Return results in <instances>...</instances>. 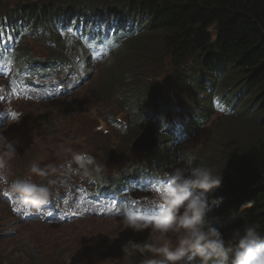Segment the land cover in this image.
I'll list each match as a JSON object with an SVG mask.
<instances>
[{"label":"rangeland","instance_id":"374dc122","mask_svg":"<svg viewBox=\"0 0 264 264\" xmlns=\"http://www.w3.org/2000/svg\"><path fill=\"white\" fill-rule=\"evenodd\" d=\"M29 1L36 0H25V3ZM90 3L91 13H98L99 0H90ZM80 19L81 26L92 23V20L87 19L84 14H80ZM96 20V18L93 19L94 24ZM105 23L106 18L103 17L99 26L102 27ZM14 24L16 27L22 26L20 33L23 35L19 33V38L28 34L27 22L17 18ZM134 26L137 27L136 24ZM104 30L105 28L101 29L102 32H105ZM118 32L124 37L121 40L115 39L107 30L101 43L92 41L87 44L88 48L93 47V50L101 57L91 62L88 82L75 95L55 98L56 103L39 105L38 102H26L28 108L24 110L25 117L15 121L12 127L5 130L4 135L9 140L18 141L22 147V153L32 141L34 130L44 127L46 137L54 138L55 145L60 146L65 152L67 181L69 180L67 166L69 163L82 167L79 161L73 162L72 157L77 153L94 151L93 158L102 168V171L97 174L99 179L113 182L115 174L126 166L129 170L134 168L137 171L140 179L139 187L132 192L130 189L124 190L119 195L124 199L120 200L114 197L100 201L96 194L89 191L92 194L90 214H73L67 210L63 201L58 200L55 207L59 209V221L53 220V223L43 222L38 215L29 222L19 219H15V222L10 221V213L7 211L9 208L0 202V264H69V259L70 264H141L142 260L152 257L151 254L146 257L140 254L129 257L122 252V245L128 239L146 240L150 235L149 229L142 232H133L130 228L124 231L119 230L120 219L124 214L123 208L129 201L139 203L141 210L151 208L156 202L155 193L147 196V188L142 187L147 177V168L138 160L142 155L144 156V152L135 147L132 155L128 157L130 159L133 156L130 161L134 160V162H128L126 158L116 155V152H124L128 147L129 150L131 149L130 144L140 133L143 124L148 121L141 118L148 107L143 111L140 107L143 99H138L145 94L147 87L143 92L138 82H155L158 86L154 89L155 100L150 107L152 112L148 111L149 117L155 123L158 142H174L178 138L174 135L176 129L182 130L181 136L187 135V144L179 146L180 153L174 159L170 157L167 160L165 174L181 166L179 161L186 157L194 159L193 166L199 163L204 166L210 165L213 155L208 152L216 150L217 144L213 140L215 137L225 136L226 138L229 132L235 136L232 131L234 128L237 131L239 128L246 131V127L243 128L244 125L238 126V129L233 127L241 120H248L253 116L251 110L240 116L243 112L242 105H248L251 96L244 80L240 83L233 80L231 83L228 77L226 78L222 65L216 63L195 64L191 70L187 68L185 76L181 77L180 81L170 80L171 78H166L173 74L169 63L170 57L159 55L160 53L151 54V57L148 53L142 54L143 58L139 64L143 67L134 70L130 67V63L121 61V57L124 58L131 47H135L139 40L148 38V35L142 39H136L133 35L128 36L127 31ZM127 77H130L131 81L135 80L131 85L130 96L124 86ZM127 96L130 99L127 100ZM21 103L23 102H17L16 107ZM54 115H57L55 118H66L56 129L49 130L44 120ZM230 116H237V118L240 116L241 119L237 120ZM114 120L128 125L121 136L113 127ZM78 123L80 129L75 131ZM58 140L61 143H58ZM182 150H185L187 154L185 155ZM155 153L160 156L159 152ZM43 154H47L46 162H50L52 152L42 153L36 150L33 158ZM30 164L27 162L24 165H16L15 162L14 173L19 172L23 176L31 174ZM83 168L88 169V166L84 163ZM3 170L7 171V166ZM154 170L160 173L159 169ZM89 176L93 177L91 173ZM86 178L83 179L84 184L90 186L91 182L88 177ZM71 179L73 183L77 181L76 177ZM224 181L223 184L227 182V180ZM79 183H83L82 180ZM231 202L234 203V201ZM214 209L218 208L214 206ZM62 212L67 217L65 223L61 221ZM223 224L227 232L237 226H235V219L231 222L225 221ZM7 229L18 230L22 236L11 238L3 236L2 234L6 235ZM152 235L156 234L152 233ZM160 243H163V239Z\"/></svg>","mask_w":264,"mask_h":264},{"label":"trees","instance_id":"16d2710c","mask_svg":"<svg viewBox=\"0 0 264 264\" xmlns=\"http://www.w3.org/2000/svg\"><path fill=\"white\" fill-rule=\"evenodd\" d=\"M66 1V5L78 4L73 11L69 7V16L80 11L91 18L104 15L108 20L116 19L122 28L130 24V29H135L136 24V39L148 35L131 47L124 58L121 57V61L130 63L134 70L143 67L139 64L142 54L148 53L151 57V54L160 53L170 57L173 74L166 76L170 80L180 81L187 68L191 70L199 63L222 65L231 83L244 80L251 96L250 103L242 105L240 116L248 110L253 116L233 127L238 129L244 125L246 131L234 128L235 136L229 132L226 138L215 137L216 150L208 152L213 157L207 166L223 168L222 184L227 180L213 193L214 198H223L218 207L215 205L218 209L213 219L218 217L216 225L222 220L234 219L236 227L254 224L264 235V0H99L98 13L93 14L90 0ZM57 5L61 6V0H41L34 7L23 6L20 14L28 11V19L38 21L51 14ZM96 33L101 32L97 30ZM125 79L124 86L130 96L135 80ZM138 86L143 92L147 87L145 94L138 99H143L142 110L148 107L146 111H151L156 83L138 82ZM240 116L230 118L238 120ZM164 145L161 143L157 150L162 152ZM177 147L176 144L171 146L174 155H178L174 152ZM122 153L116 152V155ZM130 156L128 152L124 157ZM166 159V154H162L158 161L167 165ZM120 179V183L125 181L123 177ZM231 232H226L225 237Z\"/></svg>","mask_w":264,"mask_h":264},{"label":"clouds","instance_id":"9594fccd","mask_svg":"<svg viewBox=\"0 0 264 264\" xmlns=\"http://www.w3.org/2000/svg\"><path fill=\"white\" fill-rule=\"evenodd\" d=\"M43 103L56 102L52 98L38 101L39 105ZM55 116L45 118L47 129H56L66 118ZM55 143L54 138L46 137L44 127H40L34 130L32 141L21 153L20 143L9 140L4 135V128H0V169L7 166L9 176L14 174L18 177L10 184L9 191L18 194L23 203L39 207L52 194L61 193L65 186L55 182V176L49 177L52 165L64 154ZM58 143L61 142L58 140ZM36 150L52 152L50 162H46L47 154L33 158ZM75 159L81 161L79 155ZM193 161L186 157L179 161L181 166L166 173L167 181L155 193L156 203L162 206L158 212L149 215L124 212L120 219V231L130 228L133 232H142L149 229L150 235L144 241L128 239L122 245L123 254L129 257L151 254L153 258H146L141 264H264V235L257 226L245 224L236 227L229 237H225L227 230L223 223L231 221L222 220L216 225L218 217L213 219L217 211L214 206L218 207L223 199L213 197L222 184L223 168L208 167L201 163L193 166ZM15 162L16 165L31 163L29 172L42 183L34 181L32 176L14 173ZM93 162L92 157H87V164ZM81 166L84 167L83 162ZM96 171H102L100 165H96ZM7 230L14 231L10 238L22 236L18 230ZM161 239L163 243H160Z\"/></svg>","mask_w":264,"mask_h":264},{"label":"water","instance_id":"95a60500","mask_svg":"<svg viewBox=\"0 0 264 264\" xmlns=\"http://www.w3.org/2000/svg\"><path fill=\"white\" fill-rule=\"evenodd\" d=\"M157 138L154 134L153 126L146 125L145 128L133 141L134 146H139L145 150H149L156 145Z\"/></svg>","mask_w":264,"mask_h":264},{"label":"bare ground","instance_id":"6f19581e","mask_svg":"<svg viewBox=\"0 0 264 264\" xmlns=\"http://www.w3.org/2000/svg\"><path fill=\"white\" fill-rule=\"evenodd\" d=\"M82 17V16H81ZM133 17H134V15H133ZM79 18H80V16H79ZM81 20V19H80ZM18 23V22H17ZM14 24V23H13ZM15 25V24H14ZM16 25H18V24H16ZM24 25V24H23ZM25 26V25H24ZM28 26V25H27ZM26 26V27H27ZM18 27V26H17ZM20 27H22V26H20ZM28 28H29V26H28ZM23 29V28H22ZM24 30V29H23ZM29 32V31H28ZM21 34V33H20ZM21 35H23V34H21ZM27 35V34H26ZM133 39V38H132ZM7 44H8V46H9V42L7 41ZM126 104V103H125ZM137 162V161H136ZM153 171H155V170H153ZM144 176V175H143ZM103 179V178H102ZM107 179H111V178H107ZM112 180V179H111ZM121 180V179H120ZM119 180V181H120ZM145 190V189H144ZM152 194V193H151ZM2 237V236H1Z\"/></svg>","mask_w":264,"mask_h":264}]
</instances>
